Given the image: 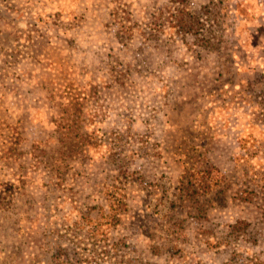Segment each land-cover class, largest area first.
Instances as JSON below:
<instances>
[{
  "label": "rangeland",
  "instance_id": "rangeland-1",
  "mask_svg": "<svg viewBox=\"0 0 264 264\" xmlns=\"http://www.w3.org/2000/svg\"><path fill=\"white\" fill-rule=\"evenodd\" d=\"M0 264H264V0H0Z\"/></svg>",
  "mask_w": 264,
  "mask_h": 264
},
{
  "label": "trees",
  "instance_id": "trees-1",
  "mask_svg": "<svg viewBox=\"0 0 264 264\" xmlns=\"http://www.w3.org/2000/svg\"><path fill=\"white\" fill-rule=\"evenodd\" d=\"M182 24H184V23L182 22ZM77 122H80V124H82V121L79 120V119H77ZM69 127H72V129H70L71 131H77V127L75 125H70ZM62 128H64V127H62ZM65 129L69 130L67 128V126H66ZM78 131L76 132L77 134L75 135V139H76V142H81V141H79V139L82 137V134H80V132H78ZM87 137H92L93 138V136L90 135V134H88V135L86 134V137L85 138H87ZM84 143H86V141ZM103 144L105 145L104 141H102V143L100 145H103ZM90 145H92V146H90ZM98 145H99L98 142L95 143V144L94 143L92 144V143L87 142L85 144V146L87 148V150H85V152L86 153H90L92 151V149L95 148ZM44 154H45V152H44ZM127 208H128V202L127 201H122V200L117 205L116 208H114V209L112 208V211H110L111 213L109 215V222H110V224H113V225H114V223H115V225L119 224L120 223V220H121V217H122V214L124 213V211L127 210Z\"/></svg>",
  "mask_w": 264,
  "mask_h": 264
}]
</instances>
